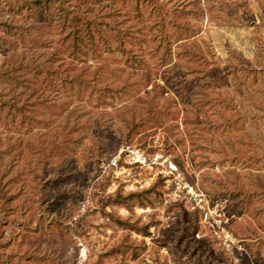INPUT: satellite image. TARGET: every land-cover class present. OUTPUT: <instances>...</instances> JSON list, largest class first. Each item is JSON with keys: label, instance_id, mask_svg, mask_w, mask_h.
Listing matches in <instances>:
<instances>
[{"label": "rangeland", "instance_id": "1", "mask_svg": "<svg viewBox=\"0 0 264 264\" xmlns=\"http://www.w3.org/2000/svg\"><path fill=\"white\" fill-rule=\"evenodd\" d=\"M67 3L97 15L113 29L132 33L127 46L142 59L139 70L125 64L118 52H103L96 59L83 56L79 48L72 53L52 8L50 16L44 10L26 16L10 14L0 5V21L19 25L22 35L0 29L15 47L0 44V60L6 55H58L70 69L85 73L101 65L96 84L102 86L116 87L127 77L142 75L158 83L161 118L141 124L133 140L123 144L129 117L148 118L131 93L81 117L73 113L69 121L81 126L67 143H62L59 119L54 130L36 128L28 136L35 147L45 149L59 139L66 150V171H71L69 179L45 183L47 202L55 201L50 208L62 207L72 222L83 216L84 227L74 239L72 231L66 236L29 232L14 251L45 255L41 264H264V0ZM82 36L86 51L90 45ZM109 37L112 41L114 34ZM47 93L56 104L70 100L60 91ZM184 118L197 120L200 128L184 124ZM18 135L0 133L3 141L8 136L12 143ZM98 137L104 141L100 155ZM14 154L5 162H12ZM37 158L19 164L39 171ZM199 161L206 164L199 168ZM53 168L59 171L54 164ZM25 179L24 207L31 212L38 183ZM213 179L220 187L239 191L234 199L228 198L238 203L234 209L210 207L206 191L214 189ZM153 184L158 195L150 196V205L104 208L147 234L123 229L96 210L100 196L117 189L123 194L141 191ZM251 188L262 194L250 195Z\"/></svg>", "mask_w": 264, "mask_h": 264}, {"label": "trees", "instance_id": "2", "mask_svg": "<svg viewBox=\"0 0 264 264\" xmlns=\"http://www.w3.org/2000/svg\"><path fill=\"white\" fill-rule=\"evenodd\" d=\"M0 5L10 14H26V16L31 14V11L39 13L40 10H44L45 15L50 16L49 8H52L61 34L65 39H69L68 47L71 48L72 53L79 48L85 54L83 56L96 59L103 52H118L129 67H134L135 70L140 68L142 59L132 55V49L127 46V43L132 44V33L125 29H113V25L109 22L98 21L97 15H88L76 5L67 3V0H0ZM17 26L19 27L11 21H0V29L22 38ZM112 33L114 39L111 41L109 36ZM82 35L86 36L90 45L86 51L81 48L82 45L86 46ZM33 40L38 41L37 38ZM12 42L9 37L0 35V44L13 49L15 47ZM68 56L76 58L79 55ZM60 60L58 55H6L0 60V133H19L14 143L8 136L5 141L0 137V264H41L45 261L47 258L45 255L34 252L21 254L14 251V247L22 244L29 232L47 236H51L54 232L66 236L72 231L71 239H74V236L81 233L80 230L84 227L83 216L72 222L65 215L62 207L50 208L55 201L47 202L45 183H55L63 177L69 179L71 171H66L67 164L63 159L66 150H63L64 147L62 148L59 139L52 140L50 146L45 149L35 147L28 136L36 128L54 130L53 124L56 119H59L62 143H67L70 141L69 136L79 134L81 126V123L69 121L73 113L78 112L81 117L88 113V110L98 111L106 108L110 100L119 98L121 94L130 95L131 93H133L134 103L139 102L143 108H146L145 113L148 118L135 120L133 115L129 117L123 126L122 132H125L123 144L128 145L133 140V135L138 134L141 124L146 125L149 119L158 122L161 118L157 105L162 95H158L156 89L158 83L155 81L136 73L139 75L137 79L127 77L116 87L97 85L96 81L99 79V72L103 66L97 65L93 71L85 73L70 69L68 64ZM48 90L60 91L70 100L66 104L53 103L47 93ZM67 109H69L68 113L63 115ZM48 112H51L49 116L46 115ZM257 116L251 115V118L256 119ZM184 124H196L195 128H200L199 122L192 118H184ZM98 138L97 151L100 155L104 141L101 137ZM13 151L15 152L13 161L5 162L6 157L11 156ZM35 155L38 156V163L42 164L39 171L30 167L25 169V165L20 166V160L27 163L29 162L27 160ZM57 158L61 160V163L55 161ZM53 164L59 167L58 172H55L54 168L52 170ZM205 164L199 161L198 167L201 168ZM25 176L28 177L29 182L38 183V190L32 198L35 204L34 211L31 212L29 207H24L28 186ZM212 182L215 183L214 189L206 191L210 207L217 204L220 207L225 205L227 208L234 209L238 203L233 200L231 202L228 198L234 199L239 191L226 186L220 187L217 179H213ZM155 186L156 184H153L150 188L125 194L117 189L111 194L100 196L96 210L123 229L143 233L144 231L134 223L114 216L106 212L104 208L117 205L130 209L135 205L139 207L150 205V196L158 195L153 189ZM247 192L252 196L262 194L259 188H251Z\"/></svg>", "mask_w": 264, "mask_h": 264}]
</instances>
